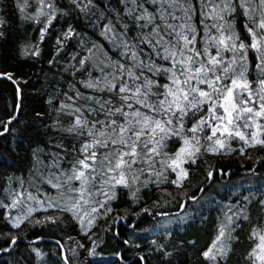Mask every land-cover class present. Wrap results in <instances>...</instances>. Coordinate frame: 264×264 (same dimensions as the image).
I'll return each mask as SVG.
<instances>
[{
    "label": "snow or ice",
    "instance_id": "obj_1",
    "mask_svg": "<svg viewBox=\"0 0 264 264\" xmlns=\"http://www.w3.org/2000/svg\"><path fill=\"white\" fill-rule=\"evenodd\" d=\"M17 7L25 19L40 25L39 43L54 22L65 20L66 27L55 36L57 54L75 42L77 50L63 68L68 89L60 94L63 99L50 96L47 103L56 113L51 128L67 134L79 147L73 144L70 153L61 140L54 147L62 151L51 152L48 163L39 155L43 149L33 150L35 175L56 195L45 200L28 192L27 200L33 203L26 210L20 208L24 193L14 195L11 204L3 205L20 208L16 215L6 213L12 228L56 224L59 217L47 214L56 209L71 213L87 235L98 216L113 211L111 201L118 199L119 186L138 203V193L151 184L183 188L190 175L185 165L197 164L204 153L231 151L233 138L264 148V0H67L66 5L60 0H36L33 12H26L28 0H17ZM238 19L243 20V33ZM67 21L84 24L99 39ZM32 48V54L39 56L38 45ZM250 52L255 53L258 73L255 88L247 75ZM0 75L12 79L11 74ZM49 115L36 112L41 124ZM13 119L0 121L4 125L0 136L12 130ZM253 127L250 133L244 130ZM173 137L182 143L170 152ZM71 154L65 169L62 161ZM169 171L175 179L169 178ZM212 175L209 170L208 176ZM260 204L264 206V199ZM225 207L215 239L202 252L211 264H227L231 241L239 239L234 233L245 209L234 212ZM38 209L45 213L42 218L34 215ZM9 235L15 245L19 237ZM253 238L258 242L247 253L249 264H264V228L254 227L249 239ZM152 244L163 258L172 255L165 243ZM34 251L44 255L38 248ZM90 255H96L95 246ZM63 259L71 264L68 256Z\"/></svg>",
    "mask_w": 264,
    "mask_h": 264
},
{
    "label": "trees",
    "instance_id": "obj_2",
    "mask_svg": "<svg viewBox=\"0 0 264 264\" xmlns=\"http://www.w3.org/2000/svg\"><path fill=\"white\" fill-rule=\"evenodd\" d=\"M60 3L66 5L67 0H60ZM28 4L26 12H33L36 0H28ZM24 15L17 7V0H0V19L3 20L0 25V32H3L0 36V73L12 76L11 80L7 75L0 78V121L7 122L16 116L19 103L17 88L21 90L20 110L9 125L12 130L0 136V264H65L62 248L50 241L63 246L71 264H211L202 252L215 239L226 205L231 206L234 212L239 208L245 209L237 221L239 227L234 236L239 239L231 241L232 251L227 264H249L247 253L258 242L255 238L249 239L251 231L254 227L264 228V206L260 204L264 199V148L246 147L248 145L238 138L230 141L231 151L204 153L197 164H186L190 175L183 188L170 183L159 187L151 184L141 189L138 193L140 200L134 203L128 190L119 186L118 199L111 201L113 211L98 216L87 235L71 213H60L56 209H48L47 213L59 217L56 224L43 227L21 225L16 229L6 222V213L11 211L16 215L20 208L26 210L27 205L33 203L27 200L28 192L45 200L56 195L55 189L47 183H40L35 175L33 150L43 149L39 155L48 163L51 152L62 151L54 147L61 140L69 146L70 153L73 144L79 147L78 142L67 134L51 128L56 113L51 112L47 103L50 96L63 99L60 94L68 89L69 78L63 68L70 53L77 50L75 42H69V46L57 54L55 36L61 27H66L65 20L54 22L50 34L39 43L40 25L25 19ZM67 22L77 23L89 37L99 39L84 24ZM237 26L243 33L240 19ZM199 27L203 35V26ZM32 45L40 48L39 56L32 54ZM50 60L53 63L50 64ZM58 99L54 100L57 106ZM37 111L49 112L50 115L43 118L44 124L40 123L42 118L36 116ZM3 126L0 123V129ZM181 143L173 137L168 150L175 151ZM73 155L62 161L63 168H69ZM209 170L213 172L211 177L208 176ZM168 175L175 179V173L169 171ZM201 191L203 193L199 197ZM20 192L24 193L20 208L9 210L3 207L11 204L13 196ZM191 197L198 198L187 203L181 212L183 202ZM144 208L149 211L143 212ZM44 214L43 209L34 213L41 218ZM157 215L167 216L157 218ZM245 215L249 216L248 220L243 219ZM168 232L172 233L170 237ZM9 233L19 237L15 245L10 243ZM42 239L50 241H40ZM153 240L165 243L172 255L163 258L152 244ZM93 246L95 256L90 255ZM37 248L44 254L42 257L36 255L34 249ZM140 256L145 259L141 260Z\"/></svg>",
    "mask_w": 264,
    "mask_h": 264
},
{
    "label": "rangeland",
    "instance_id": "obj_3",
    "mask_svg": "<svg viewBox=\"0 0 264 264\" xmlns=\"http://www.w3.org/2000/svg\"><path fill=\"white\" fill-rule=\"evenodd\" d=\"M240 20H241V25H242V28H243V20L242 19H240ZM244 34H246V33H244ZM213 51H215V50L213 49ZM251 53L253 54L252 57H251ZM226 55H229L230 56L231 54L230 53H227ZM249 62H250V66H249V71H248L247 75H248V78L253 82L252 83V87L255 88L256 87V80H257L258 73H257V70L255 69V66H254L255 65V62H256L255 61V53L254 52H250L249 53ZM244 130L246 132H248L249 130H254V127L251 128V129H244ZM246 147H249V146H246Z\"/></svg>",
    "mask_w": 264,
    "mask_h": 264
},
{
    "label": "water",
    "instance_id": "obj_4",
    "mask_svg": "<svg viewBox=\"0 0 264 264\" xmlns=\"http://www.w3.org/2000/svg\"><path fill=\"white\" fill-rule=\"evenodd\" d=\"M3 77H5V76H2V75H0V78H3ZM18 89V98H19V103H18V108H17V114H18V112H19V110H20V106H21V90L19 89V88H17ZM17 114H16V116H17ZM16 116H15V118H16ZM14 120V119H13ZM13 120H12V122H13ZM11 122V123H12ZM202 191H201V193H200V195H199V197L202 195ZM198 198V197H197ZM196 198V199H197ZM195 199V200H196ZM195 200H193V199H191V198H189V199H187V200H185L184 202H183V204H182V207H181V212H182V210L184 209V207H185V205L187 204V203H189V202H192V201H195ZM164 216H167V215H157L156 217L157 218H159V217H164ZM143 218V217H142ZM40 241H50V240H48V239H42V240H40ZM50 242H54V243H56V244H58L61 248H62V246H61V244L59 243V242H56V241H50ZM66 255V253H65V251H64V249H63V257Z\"/></svg>",
    "mask_w": 264,
    "mask_h": 264
},
{
    "label": "bare ground",
    "instance_id": "obj_5",
    "mask_svg": "<svg viewBox=\"0 0 264 264\" xmlns=\"http://www.w3.org/2000/svg\"><path fill=\"white\" fill-rule=\"evenodd\" d=\"M17 114V113H16ZM62 246V245H61ZM64 248H63V246H62V250H63Z\"/></svg>",
    "mask_w": 264,
    "mask_h": 264
}]
</instances>
